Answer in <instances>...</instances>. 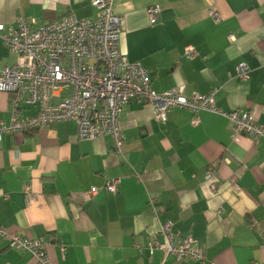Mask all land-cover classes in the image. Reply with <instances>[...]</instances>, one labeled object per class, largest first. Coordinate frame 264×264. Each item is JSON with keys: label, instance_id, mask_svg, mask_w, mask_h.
I'll return each instance as SVG.
<instances>
[{"label": "crops", "instance_id": "obj_1", "mask_svg": "<svg viewBox=\"0 0 264 264\" xmlns=\"http://www.w3.org/2000/svg\"><path fill=\"white\" fill-rule=\"evenodd\" d=\"M93 1L0 0V23L14 27L20 16L38 24L69 15L94 19ZM152 6L161 9L154 25ZM114 12L122 19V52L147 69L157 92L216 91L222 110L247 111L264 123V0H114ZM187 47L194 57L185 56ZM16 59L0 39V66ZM242 63L250 68L247 81L236 76ZM11 98L0 91V127L11 123ZM192 118L176 108L160 123L151 105L132 101L121 117L122 154L110 136L79 140L74 121L5 133L0 224L25 238L52 239L50 264H161L163 251L151 254L149 242L163 241L160 227L167 222L215 264H264V139L234 141L229 122L217 114L201 112L197 126ZM207 171L216 173L217 192ZM114 179L120 180L116 195L104 189L86 197ZM0 264L35 263L0 240ZM166 264L200 263L167 257Z\"/></svg>", "mask_w": 264, "mask_h": 264}, {"label": "built area", "instance_id": "obj_2", "mask_svg": "<svg viewBox=\"0 0 264 264\" xmlns=\"http://www.w3.org/2000/svg\"><path fill=\"white\" fill-rule=\"evenodd\" d=\"M99 10L96 18L79 19L69 15L57 22L38 24L35 19L20 16L16 26L7 28L0 23V39L17 59L14 65L0 66V91L12 95V117L9 125L0 127V141L5 133H22L74 121L79 140H97L110 136L115 151L123 153L125 135L120 123L124 107L132 101L151 105L156 120L166 123L172 109H183L193 116L191 124L200 123L199 114L210 112L224 117L230 124L234 141L243 136L254 140L264 139V123H258L247 111L222 110L216 100V91L205 95L187 97L180 88L157 92L151 84L147 69L140 62H132L121 50L122 19L114 12V0H94ZM149 20L156 24L161 9H148ZM214 21L221 16L210 11ZM196 50L187 47L185 56L194 57ZM250 68L238 65L236 76L249 79ZM37 106V111L23 117L24 107ZM206 180L211 190L217 192L220 183L214 171H207ZM120 180L108 181L102 187H92L86 197L91 198L101 190L112 194L119 191ZM152 212L160 210L151 202ZM160 242L153 237L149 250L164 253L178 263L187 260L200 264L209 261L205 251L192 237L178 239L169 222L161 225ZM0 240L9 248L26 252L35 264H50L47 247L52 239L25 238L9 233L0 224ZM62 252L65 248H61Z\"/></svg>", "mask_w": 264, "mask_h": 264}]
</instances>
